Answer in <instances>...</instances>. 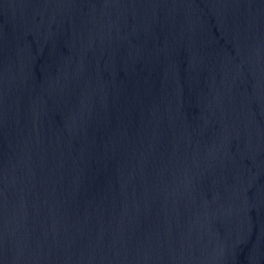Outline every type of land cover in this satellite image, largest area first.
Here are the masks:
<instances>
[{"label": "water", "instance_id": "1", "mask_svg": "<svg viewBox=\"0 0 264 264\" xmlns=\"http://www.w3.org/2000/svg\"><path fill=\"white\" fill-rule=\"evenodd\" d=\"M0 264H264V0H0Z\"/></svg>", "mask_w": 264, "mask_h": 264}]
</instances>
